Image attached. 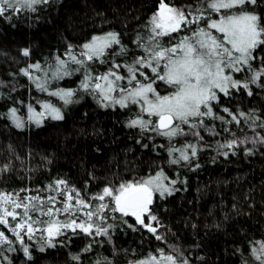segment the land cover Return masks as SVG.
Listing matches in <instances>:
<instances>
[{
    "label": "trees",
    "instance_id": "1",
    "mask_svg": "<svg viewBox=\"0 0 264 264\" xmlns=\"http://www.w3.org/2000/svg\"><path fill=\"white\" fill-rule=\"evenodd\" d=\"M169 2L177 7H195L198 0ZM158 3L159 0H50L38 5L36 12L22 10L0 16V192L29 189L20 193L24 196L44 189L42 195H55L48 193L47 186L65 179L71 187L95 195L108 185L118 187L160 170L176 181L169 185L174 189L171 195L161 198L155 194L150 205L158 219V223L154 222L155 234L132 216L106 211L105 226L111 225L106 235H96L94 230L92 235L79 229L65 230L49 247L40 240V233L32 240L22 233L32 257L28 259L9 228L0 225V231L10 241L0 242V264H97L101 258L105 264H134L150 255L167 264L162 254L186 260L187 264H259L252 249L259 246L257 241H264V127L259 126L264 123V86H259L260 81L249 83L252 95L240 88L220 96L212 110L215 117L224 120H203L204 126L194 129L203 138L194 141L197 156H190L189 162L171 164L170 149L185 144L171 143L155 131L129 127V122L138 116L133 107H101L94 95L79 88L83 78L80 72L52 80L43 71L29 68L37 63L42 68L55 65L57 57L66 59L70 45L76 52L93 36L108 32L118 34L121 44L129 50L127 60L131 62L143 54L138 50L137 37L146 35L145 25ZM246 10L264 17V0L246 5ZM113 48L119 50V46ZM25 50L27 56L23 54ZM253 56V67H264V45L258 46ZM95 67L104 72L110 63H97ZM23 69L41 81L49 80L47 87L51 91L75 90L73 102L65 105L59 97L38 90L35 80L24 75ZM121 73L126 72L121 69ZM251 75L245 69L238 79L250 80ZM44 102L58 108L63 119L47 116L39 126L28 122L27 109L31 106L38 111ZM13 108L23 121L20 129L10 116ZM224 109L237 116L239 124ZM232 139L246 142L233 149L218 148V142ZM173 156H177L175 152ZM9 222L14 226L11 218Z\"/></svg>",
    "mask_w": 264,
    "mask_h": 264
},
{
    "label": "snow or ice",
    "instance_id": "2",
    "mask_svg": "<svg viewBox=\"0 0 264 264\" xmlns=\"http://www.w3.org/2000/svg\"><path fill=\"white\" fill-rule=\"evenodd\" d=\"M49 2L50 0H0V16L6 12L18 13L22 10L36 12L38 5ZM257 3L258 0H198L195 7H177L169 0H159L157 10L145 25L146 35L137 37V47L143 49V55L135 56L131 62L127 60L129 50L121 44L118 34L108 32L93 36L81 46L79 52H75L70 45L66 59L57 57L55 65L42 68L37 63L29 65V68L43 71L45 77L50 75L52 80L80 72L83 78L79 88L94 95L101 107L119 105L125 108L129 103L140 104L141 112L149 119L145 120L138 115L128 126L139 127L142 131H155L171 140L177 135L186 134L181 125L196 129L204 126L201 119L203 117L224 120L223 117H215L211 107L218 92L228 95L230 89L243 88L252 95L249 83L260 81L259 86H264V67L256 69L251 64L255 59L253 52L258 46L264 45V17L246 10V5ZM232 9L239 11L232 13ZM212 13L218 14L220 18L213 19ZM181 33L182 35H173ZM165 37L169 38L167 42L164 41ZM113 46H119V50H114ZM23 54L27 56L29 53L25 50ZM120 58H123V63ZM97 63H110V67L99 72L95 67ZM71 65L78 67L72 68ZM121 69L127 75L122 74ZM143 69H150L152 76L142 71ZM245 69L252 73L250 80L234 78V73ZM22 72L29 79L35 80L38 90L59 97L65 105L73 102L71 98L75 95V90L51 91L47 87L49 80L34 78L28 69H23ZM138 77H143V81ZM157 80L163 81L174 91L168 95H160L154 87ZM42 108L45 111L40 113H36L31 106L28 109L29 120L38 126L46 114L54 120L63 119L60 110L51 103H42ZM224 111L239 124L237 116L228 109ZM10 116L16 127H23V121L17 116V109H10ZM153 116L157 117L155 121L151 119ZM240 116L244 117L245 114L240 113ZM197 119L199 124L195 123ZM259 126L264 127V123ZM192 135L203 139L198 131H193ZM245 142L246 140L237 139L218 142V148L233 149L238 143ZM174 152L179 155L170 160L171 164L189 162L190 156H197L198 147L194 143H186L182 148L173 146L169 156L172 157ZM222 154L228 155L227 152ZM175 183V180H170L160 170L148 177L122 182L118 187L108 185L95 195L71 187L65 179H57L47 186L48 193L55 192V195H42L44 189H37L35 195L24 196L20 193L30 192L29 189H21L15 193L0 192V225L9 228L28 259L32 257L29 248L24 246L22 233L29 240L40 233V240L49 247L54 246L53 241L64 235L65 230L75 232L79 229L88 235H92L94 230L96 235H106L111 227L105 226L106 211L120 213L125 217L133 216L138 224L155 234L156 229L151 223L146 224L144 217L147 215L150 221L158 223L157 216L152 214L150 208L154 195L158 193L161 198L165 194L171 195L174 189L169 185ZM93 200L99 201V204H93ZM60 216L65 218L61 220ZM9 218L15 222L14 226L10 224ZM156 238L161 239L159 235ZM0 242L10 243L2 231ZM256 243L259 246L253 247L252 255L259 264H264V241ZM40 250H44L43 246ZM162 260L167 264H187L186 260L178 261L173 255L162 254ZM97 264H105L104 259L101 258ZM134 264H161V260L150 255Z\"/></svg>",
    "mask_w": 264,
    "mask_h": 264
},
{
    "label": "rangeland",
    "instance_id": "3",
    "mask_svg": "<svg viewBox=\"0 0 264 264\" xmlns=\"http://www.w3.org/2000/svg\"><path fill=\"white\" fill-rule=\"evenodd\" d=\"M236 9H232V10H230L232 13H236V11H235ZM223 11V10H222ZM212 17H214V19H219L220 18V16L218 15V14H216V13H212ZM216 35H220V34H218V33H216ZM165 38H168V37H165ZM81 50V48L78 50V51H76V52H79ZM138 50L140 51V52H143V49H141V48H138ZM141 55H143V54H141ZM76 67H78V66H73V68H76ZM142 71H145L149 76H152V73H151V71H150V69H143ZM76 73V72H75ZM124 74V73H123ZM240 74H241V72L240 73H234L233 74V76H234V78L235 79H238V77L240 76ZM124 75H127L126 73L124 74ZM141 81H143V77H138ZM153 79H155V77H153ZM146 82V81H145ZM158 83V85L156 86V84ZM154 87H156L157 88V91L159 92V94L160 95H168L169 93H171L172 91H174V89L173 88H171V87H169L167 84H165L163 81H159V80H157L156 81V83H155V85H154ZM231 90V89H230ZM222 95H225L224 93H219L218 92V94H217V99L215 100V101H212L211 102V107H212V109H213V106H215L217 103H218V100H219V97L220 96H222ZM60 99V98H59ZM97 99V98H96ZM61 100V99H60ZM62 101V100H61ZM109 107H111V108H114V107H118V108H121L119 105H115V106H109ZM128 107H133L134 109H135V111H137V113H138V115L139 116H141L143 119H145V120H148L149 119V117L146 115V114H144V113H142L141 112V107H140V104H131V103H129V105H128ZM29 109V108H28ZM28 109H27V111H26V113H27V121L28 122H32V123H34L33 121H31V120H29V111H28ZM35 111V110H34ZM45 110L42 108V104H40V106H39V109H38V111L36 110L35 112L36 113H40V112H44ZM47 116H50V115H45L42 119H44L45 117H47ZM212 117H203V118H201V119H203V120H209V119H211ZM151 119L153 120V121H155L156 119H157V117H155V116H153V117H151ZM14 122V121H13ZM177 123H179V122H177ZM196 123L197 124H199V119H197L196 120ZM14 125H15V123H14ZM15 127H16V125H15ZM149 127H151V125H149ZM16 128H18V127H16ZM181 128H183V130H184V133H186V134H181V135H177V136H175L174 138H172L171 140L168 138V137H166V136H164L165 137V139L166 140H169L171 143H174V142H176V141H179V142H181L182 144H186V143H195L194 141H199V137H197V136H194V135H192V132L194 131V129H190L187 125H181ZM198 128V127H197ZM20 129V128H19ZM159 134V133H158ZM176 153V155L178 156L179 155V153L178 152H175ZM189 154H190V150H189ZM174 156H172V158H173ZM158 194V193H157ZM133 217V216H132ZM144 220H147V223H151L152 224V226L154 227V222H152V221H150L149 220V218H148V216L146 215L145 217H144ZM154 228H156V227H154ZM145 229H147L146 227H145ZM11 235H13L12 234V232L9 230L8 231ZM150 233H152V232H150ZM14 236V235H13ZM15 237V236H14ZM15 239H16V237H15ZM17 242H19V241H17Z\"/></svg>",
    "mask_w": 264,
    "mask_h": 264
},
{
    "label": "water",
    "instance_id": "4",
    "mask_svg": "<svg viewBox=\"0 0 264 264\" xmlns=\"http://www.w3.org/2000/svg\"><path fill=\"white\" fill-rule=\"evenodd\" d=\"M135 218V217H134ZM150 232V231H149Z\"/></svg>",
    "mask_w": 264,
    "mask_h": 264
}]
</instances>
